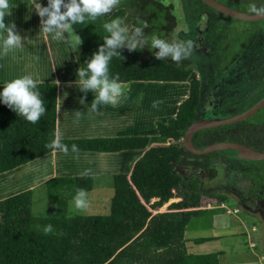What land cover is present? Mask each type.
I'll return each instance as SVG.
<instances>
[{
	"label": "trees",
	"instance_id": "1",
	"mask_svg": "<svg viewBox=\"0 0 264 264\" xmlns=\"http://www.w3.org/2000/svg\"><path fill=\"white\" fill-rule=\"evenodd\" d=\"M164 0H122L121 6L94 23L76 24V34L82 39L78 53L81 67L103 44L107 33L103 24L117 16L125 21L129 30L148 25L143 31L149 37L156 34L173 41L171 32L175 18L171 4ZM156 49L149 47L134 52L121 50L124 60L113 58L109 64L110 75H119L123 83L152 81L187 83L186 97L179 103L175 116L166 124H156L157 136L139 138L91 139L61 141L69 146L76 144L80 151L117 152L126 149H144L131 166L128 175L112 176V196L106 215H68L67 202L76 189L91 190L90 177L52 178L44 182L45 194L52 207L45 216L31 213V191L26 190L0 200V264H217V254L195 255L185 250L184 232L189 229L211 228L213 217L224 213L219 205L226 194L202 190L194 177L184 178L175 171V164L193 159V165L203 168L206 161L217 154L192 155L178 144L183 132L194 120L200 99L199 82L187 61L176 64L167 58L157 60ZM4 86H0V90ZM46 112L40 121L32 124L0 103V173L14 169L39 158L54 149L45 147L55 139V92L53 83H39ZM250 119L235 124L197 132L209 139L231 141L248 146V133L254 128ZM227 132L232 139H227ZM205 162H198V159ZM240 163L258 166V175L264 171V161ZM252 169H250V173ZM21 175V176H20ZM250 187L239 195L244 197L259 192L256 175L249 178ZM261 175V174H260ZM4 182L10 186L27 177L19 175ZM19 176V177H18ZM28 183V182H27ZM264 183V182H262ZM259 185V186H258ZM172 198L166 212L152 214ZM151 202V200H153ZM212 202L214 208H202L203 200ZM192 221L196 222L194 224ZM51 224L53 232L45 234L44 226ZM197 239L194 242H204Z\"/></svg>",
	"mask_w": 264,
	"mask_h": 264
},
{
	"label": "rangeland",
	"instance_id": "2",
	"mask_svg": "<svg viewBox=\"0 0 264 264\" xmlns=\"http://www.w3.org/2000/svg\"><path fill=\"white\" fill-rule=\"evenodd\" d=\"M195 1L196 0L163 1V4L165 5L171 4L172 10L170 11V13L175 18V27L170 34L171 38L181 41L191 40L195 45L194 54L190 59L186 60L187 68L194 72L199 82L200 99L195 112L194 120L229 118L247 110L254 104L255 101L259 100L262 97V95L264 94V79L259 76V72L256 73V71L250 67L249 61L247 62L248 70L243 72L240 71L239 73H233L232 70L236 67L241 66L238 68H242V59L240 58L248 59L247 57H230V61L232 62L229 64L230 67L228 71H220L215 65V59H217L215 52L223 48L234 50L235 48L240 47L241 42V44L246 43L245 48H247L248 50L263 47L264 31L262 33L258 30V28H264V22L255 24L240 23V21L238 20L225 18L217 12L205 7L204 5L195 3ZM215 1L218 2L220 0ZM228 1L237 4L238 6H249L250 4V0ZM33 10L34 9L32 7L30 8V10L27 9L28 18L26 17V19L24 20L23 18L22 20L16 19L11 15V22L15 23L18 32H22L23 29L29 25L34 26V21L36 20V18L33 14ZM254 25L262 26L253 29L252 26ZM198 41H201V44L197 46L196 44L198 43ZM202 48H206L207 51H202ZM196 62H199L201 64H198L196 66ZM186 84L187 83H171L156 85L154 88L150 87V94L149 92H146L148 94L145 93V99H150L152 103L156 100L163 101V103H161L158 107L153 108L155 110H158L161 119L166 121V119L169 117L168 113L173 107L174 100H176L177 102H181L185 98L187 92ZM225 84H227V86L229 85L228 89H224V87L226 86ZM263 111L264 108L249 117V121L251 123H255V121H257L259 125L249 134V144L253 148L255 147V149L258 148L262 151H264ZM172 117L170 119H172ZM222 134L226 136L227 139H232L231 135H229L227 132H222ZM216 141L221 140H212L205 136V134H202L198 138L192 136L191 145L194 148H201ZM178 144L182 147L183 135L179 139ZM198 160L201 163L205 162L201 158ZM191 161L192 159L175 164V171L179 172L184 178L194 177L199 180L200 188L202 190H214V188L218 186L220 190L217 193L226 194V200L223 203L226 204L228 209L237 208L240 214V211L242 210H246L247 212L254 211L253 207H255L256 205H261V216L257 221L258 223L259 221H261V223L263 224L262 229L260 230V232H262L263 234L264 183L262 182H264V171L263 173H260L261 175H258V166L240 163L241 161H250L239 159L236 152L228 150L218 151L216 155L210 157L206 161V166L203 169L196 167L194 168V166L189 163ZM250 169H252L251 173ZM22 171L27 177L26 180L29 182L34 183V181L41 179L42 174L39 168V163H30L29 165H27V167L23 168ZM244 174H249V178L256 175L259 180L254 183L260 182L261 186L258 185L260 189L256 196L254 194L249 197H243L239 202L238 196L242 195L243 190L247 189L251 185L250 180L246 178ZM9 175L6 173V175L0 177V188L11 186L15 187V184L13 183L14 181L12 182L13 185L11 186L7 182H4V180L10 177ZM25 185H27V182L24 184V186ZM18 188L20 187L18 186ZM44 188L45 187L43 186H39L32 191L31 213L33 215L45 216L47 210L52 206V203L46 199ZM109 193V195H111L112 190H110ZM8 194H11V190H8V192H3L2 194H0V197L2 195ZM106 196L107 192H101V194L96 195H94L93 193L88 194L89 207L84 212H78L74 209L72 198L67 202V214L84 216L102 215L109 205L110 196L105 198ZM100 201L104 202L100 204ZM208 203L211 206L213 205L212 202L204 199L202 201L201 207H207ZM104 206L105 210H103ZM192 222L196 224V222ZM227 222L228 219L226 220L225 217L220 218L221 226L213 231L207 230L208 232L200 230H186L184 233L185 239L203 238L205 236L209 237L213 232H215L214 234L216 235L222 236L219 240L188 246L187 248L189 253L208 254L215 252L217 249H222L227 253H230V251H234L233 249H231V241L228 240V234L232 231V226ZM241 230L242 228L240 227L239 229L232 231L230 237L238 241L237 243L240 247V253H247L246 255L254 253V251L256 250L252 252V250L247 247L244 233ZM243 254H240V256H242ZM240 258L241 257L233 256L231 258H228V260L233 261L235 264H250L248 263L249 261H247L249 259ZM262 264H264V262H262Z\"/></svg>",
	"mask_w": 264,
	"mask_h": 264
},
{
	"label": "crops",
	"instance_id": "3",
	"mask_svg": "<svg viewBox=\"0 0 264 264\" xmlns=\"http://www.w3.org/2000/svg\"><path fill=\"white\" fill-rule=\"evenodd\" d=\"M11 3L13 5L11 15L14 18L19 20H22V18L24 20L26 17L28 18L27 9L30 10L32 0H11ZM39 3L46 6L47 0H39ZM33 14L36 18L34 26L29 25L25 27L22 32H19L22 37L31 40V42L26 39L22 49H16L10 52L7 57L0 59V86H4L6 82L26 74L33 75L38 82L43 81V83H53L56 88L55 139L58 138L61 141H77L139 137L150 138L157 136V123L166 124L168 119L175 116L180 102L174 100L173 107L168 113L169 117L165 121L161 119L159 111L153 108L151 100L145 99V93L149 92L150 87L154 88L156 85L160 84H171L169 82L152 81H129L123 83L125 96L121 99L119 104L116 106L110 104L101 105L96 113H90L88 108L90 107L95 93L88 92L85 98V105H81L79 100L82 96H85V94L79 90L75 82L77 79L76 69L79 68L77 57L80 45L74 51L70 42L56 41L51 39L49 35L40 32V17L36 14L35 10H33ZM11 15L5 18V23L11 22ZM65 38L66 40L68 39L67 33H65ZM34 55H38L39 59H33ZM57 80L59 81L58 86L55 82ZM65 93H67L66 96ZM74 111H80L83 113L82 118L79 119L78 122H75L76 117ZM152 145L153 144H149L144 149H126L117 152L80 151L79 159L73 158L74 154L71 150H69L68 155L53 150L26 164L0 173V177L6 175V173L13 176L19 175L17 173H20V171L30 163H39V168L42 174L41 179L34 181V183L27 181L29 183L23 187L18 188V185L23 183L21 182L14 183L15 187L0 188V194L11 190V194L2 195L0 200L30 190L32 202V191L39 186L44 187L45 181L52 178L84 177L81 173L85 169H92L94 173L93 176H90L92 186L88 194L93 193L96 195L101 194V192H107L105 198L108 196L111 198L112 193L109 195V191L112 190V176L119 174L128 175L132 164L141 157L148 147ZM178 200L179 199L177 198H172L168 200L167 203L163 204L161 206L162 208L160 207L157 210H152L151 213L166 212L167 206ZM153 201L154 199L151 200V202ZM102 202L104 201H100V204H102ZM223 204L226 206L225 203ZM204 208L211 209L214 208V205L211 206L208 203L207 207ZM219 208L221 207L219 206ZM108 209L109 205L106 210L104 206L103 210L105 211L101 214L106 215ZM260 209L261 205H257L253 207L254 211L247 212L246 210H242L240 211V214L237 208L228 209L229 213H226L223 209V214L213 217L211 228L200 230L208 232L207 230L213 231L219 228V226H221L220 218L225 217L226 220L228 219L227 223L232 226V231L237 230L240 227L242 228L241 231L244 233L247 247L252 250V252L256 250L254 253L248 255H246L247 253H240V247L237 243L238 241L230 237L232 233L231 231L228 234V240L231 241V249L234 251L227 253L222 249H217L213 253H208L217 254V264H233V261L228 260V258L233 256L241 257L242 259L247 258L249 259L247 261H249L248 263L250 264H262V262H264V233L262 234V232H260L263 224L261 221H259V223L257 221L261 216L260 212L262 210ZM232 210H236V212L232 213ZM189 231L197 230L189 229ZM214 233L215 232L211 233L209 237L205 236L203 238L189 239H185L183 235L186 253L191 254L188 251V246L219 240L222 237L221 235H216ZM197 239H206L207 241L198 243L194 242V240ZM240 254L243 255L240 256Z\"/></svg>",
	"mask_w": 264,
	"mask_h": 264
},
{
	"label": "clouds",
	"instance_id": "4",
	"mask_svg": "<svg viewBox=\"0 0 264 264\" xmlns=\"http://www.w3.org/2000/svg\"><path fill=\"white\" fill-rule=\"evenodd\" d=\"M122 0H47V5L43 6L39 0H32L31 7L40 17V32L47 34L56 41L70 42L75 51L82 44V39L76 34L74 25L90 24L99 18L112 13L121 6ZM13 5L11 0H0V59L16 49L24 47V41L16 29L14 22L5 23V18L12 14ZM247 14L256 17H264V4L257 6L255 0H250ZM143 27H135L129 30L125 26V21L117 16L103 24V29L107 35L103 39L96 52L85 62L84 65L76 69V84L79 90L85 94L79 100L81 105H85V98L88 92L95 93L88 111L96 113L101 105L116 106L125 96L123 82L119 80V75H110L109 64L113 58L125 59L121 55L122 49L129 52L142 50L149 47L156 49L154 56L157 60H170L179 64L183 60L190 59L194 54V42L191 40L181 41L161 38L156 34L150 37L144 33ZM68 34V39L65 38ZM29 40V39H27ZM31 42V40H29ZM33 59L38 60L39 56L34 55ZM75 62V61H74ZM59 85V81H55ZM38 82L33 75L26 74L6 82L0 90V103L6 105L14 111L17 116L23 117L32 124L40 121L45 114V101L38 88ZM67 93H65V96ZM162 100L153 102V107H158ZM76 121L82 118L83 113L74 111ZM45 147L54 149L64 155L69 154V146L54 139ZM71 152L74 159H79L80 149L76 144L71 145ZM84 177L93 176L92 169H85L82 173ZM73 207L78 212H84L89 207L88 192L83 188L76 189L72 200ZM53 226H44L43 231L47 235L53 232Z\"/></svg>",
	"mask_w": 264,
	"mask_h": 264
},
{
	"label": "water",
	"instance_id": "5",
	"mask_svg": "<svg viewBox=\"0 0 264 264\" xmlns=\"http://www.w3.org/2000/svg\"><path fill=\"white\" fill-rule=\"evenodd\" d=\"M199 1L211 7L212 9L234 19H238L242 21H252V22L264 19V17H256L249 14H242L229 10L215 3L213 0H199ZM263 106H264V98H262L259 102H257L249 109L245 110L244 112L229 118H223V119L215 118V119H203V120L192 121L183 134L182 148L184 149V151L196 156H202L217 151L228 150V151L236 152L239 159H243L250 162L264 161V152L255 151L243 144H237L231 141H216L201 148H194L191 145V137L194 133L204 129H213L221 126L235 124L237 122H242L246 120L248 117L255 114Z\"/></svg>",
	"mask_w": 264,
	"mask_h": 264
},
{
	"label": "flooded vegetation",
	"instance_id": "6",
	"mask_svg": "<svg viewBox=\"0 0 264 264\" xmlns=\"http://www.w3.org/2000/svg\"><path fill=\"white\" fill-rule=\"evenodd\" d=\"M215 3H217V4H219V5H221V6H223V7H225V8H227V9H229V10H232V11H235V12H238V13H242V14H247V11H248V8H249V6H238L237 4H234V3H231V2H229L228 0H220V1H218V2H216L215 0H213ZM191 2H194V1H191ZM195 3H197V4H202V5H204L205 7H207V8H209V9H211V10H213V11H215V12H217L218 14H220V15H222L223 17H225V18H229V19H234V18H231V17H229V16H226V15H224V14H222V13H220V12H218V11H216V10H214V9H212L211 7H209V6H207V5H205L204 3H202V2H200L199 0H196L195 1ZM255 3L257 4V6H259L260 4H264V0H256L255 1ZM250 15V14H249ZM234 20H238V19H234ZM238 21H240V23H251V24H255V23H259V22H264V19H262V20H259V21H242V20H238ZM262 25H254V26H252V28L254 29V28H257V27H261ZM258 30L259 31H261L262 33H263V31H264V28L263 27H261V28H258ZM243 41V40H242ZM242 43V42H241ZM240 43V47H238V48H235L234 50H230L229 48H223V49H221V50H219V51H216L215 52V55L217 56V59H215V65H216V67H218L217 69H219L220 71H228V69H229V64L232 62V61H230V57H247L248 59H246V58H240V59H242V68H238V67H241V66H238V67H236L235 69H233L232 71H233V73H239L240 71L241 72H243V71H246V70H248L247 68H248V66H247V62L249 61L250 62V67L252 68V69H254L255 71H256V73H258L259 72V76L260 77H262L263 79H264V45H263V47H261V48H258V49H256V48H254V49H252V50H248L247 48H245V46H246V43L245 44H241ZM199 44H201V41H198V43L196 44L197 46L199 45ZM244 46V47H243ZM199 50V49H198ZM202 51H204V52H206L207 51V49L206 48H202L201 49ZM201 56V55H200ZM202 56H204V55H202ZM198 64H201V63H199V62H196V66L198 65ZM245 67V68H244ZM226 86L224 87V89H228L229 88V85L227 86V84H225ZM224 93H227V92H224ZM262 98H264V94L262 95V97L259 99V100H257V101H255L254 102V104H256L257 102H259ZM253 104V105H254ZM252 105V106H253ZM250 108V107H249ZM248 108V109H249ZM262 108H264V106L262 107ZM261 108V109H262ZM260 109V110H261ZM259 111V110H258ZM257 111V112H258ZM244 112V111H243ZM264 112V111H263ZM262 112V113H263ZM261 113V114H262ZM238 115V114H237ZM254 115V114H253ZM247 119H249V117L247 118ZM246 119V120H247ZM251 124H254V128L253 129H255L257 126H259L258 125V122L257 121H255V123H251ZM252 129V130H253ZM204 130H208V129H204ZM204 130H201V131H198V132H203ZM251 130V131H252ZM197 133V132H196ZM196 133H194L192 136H194V137H197V135H196ZM251 132H249L248 133V136H249V134H250ZM203 133H201V135H202ZM200 137V136H199ZM192 138V137H191ZM198 138V137H197ZM249 138H250V136H249ZM248 138V140H247V143H248V146L247 147H249V148H251V149H253V150H255V151H259V152H264V151H262V150H260V149H258V148H256L255 149V147L253 148L252 146H250V144H249V141H250V139ZM246 146V145H245ZM218 152V151H217ZM212 154V153H211ZM193 160V159H192ZM186 161V160H185ZM188 161V160H187ZM193 161H191V162H189L192 166H194V168L196 167V168H199V167H197V166H195V165H193V163H192ZM198 162H199V160H198ZM204 168V167H203ZM203 168H200V169H203ZM256 181L257 180H259L258 178H256L255 179ZM199 181V180H198ZM258 193H255V196L257 195ZM252 195H254V194H252ZM251 195V196H252ZM257 206V205H256Z\"/></svg>",
	"mask_w": 264,
	"mask_h": 264
},
{
	"label": "built area",
	"instance_id": "7",
	"mask_svg": "<svg viewBox=\"0 0 264 264\" xmlns=\"http://www.w3.org/2000/svg\"><path fill=\"white\" fill-rule=\"evenodd\" d=\"M219 206H220L221 208H223V209L225 210L226 213H229V210L227 209V206H224V204H222V203H221ZM235 212H236V210H232V213H235ZM251 246H252V245H251Z\"/></svg>",
	"mask_w": 264,
	"mask_h": 264
}]
</instances>
